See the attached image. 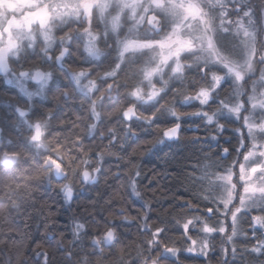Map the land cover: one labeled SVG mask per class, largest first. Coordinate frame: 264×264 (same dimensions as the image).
I'll return each instance as SVG.
<instances>
[{"label":"snow or ice","instance_id":"1","mask_svg":"<svg viewBox=\"0 0 264 264\" xmlns=\"http://www.w3.org/2000/svg\"><path fill=\"white\" fill-rule=\"evenodd\" d=\"M170 81L181 88L170 89ZM0 85L6 86L0 90L4 264H184L181 255L207 261L217 236L221 264H264V0H0ZM169 91L170 101L164 99ZM74 95L83 97L76 107L84 116L60 119ZM177 103L199 108L182 112ZM115 113L123 136L111 126ZM192 117L210 130L206 143L219 149L217 158L201 148L203 159L193 171L180 169L181 184L195 189L185 188L192 200L173 197L180 218L161 215L153 225L142 168L110 149L125 150L126 138L137 137L134 123L159 133L153 147L177 142L181 121ZM228 131L233 135L225 136ZM111 156L125 163L124 170L104 167ZM108 174L119 183L105 204H126L127 198L141 204L137 217L118 209L123 221L139 220L138 230L147 233L134 256L123 229L112 226L111 212L93 230L89 217L98 221L85 208L73 216L67 240L42 199L41 189L58 190L69 204L74 191H83L77 179L95 187L101 180L107 185ZM34 225L44 229L48 247L32 237ZM174 231L182 239L169 236ZM239 237L250 246L238 248Z\"/></svg>","mask_w":264,"mask_h":264},{"label":"trees","instance_id":"2","mask_svg":"<svg viewBox=\"0 0 264 264\" xmlns=\"http://www.w3.org/2000/svg\"><path fill=\"white\" fill-rule=\"evenodd\" d=\"M114 56L115 53L113 52ZM189 75H194V73H189ZM165 79H168L165 76ZM157 87H160L159 82H156ZM191 88V84L188 85ZM5 87L3 85L0 86ZM169 88H181L180 83L170 81ZM82 99L80 96L73 97V100L69 102L68 106L65 108L64 114L60 116V119L63 120H74L75 114H79L82 117L84 113L80 111L76 104L78 100ZM165 100L172 99V92L169 91L168 95L165 96ZM163 102V101H162ZM61 103H63V99L61 98ZM126 103V102H125ZM49 106V105H48ZM216 105H213L215 107ZM176 107L182 112H190L195 111L199 108L198 104H194L191 107L183 108L180 107V104L177 103ZM139 108V105H138ZM111 109H105V111H110ZM207 110V109H205ZM139 111L144 112L143 108H139ZM111 126L117 128L119 134L123 136V131L121 129L122 122L119 121V113H115L111 118ZM77 123H80L77 121ZM221 123H225L230 128H238L240 127L239 123H231L229 121L221 120ZM83 124H81V128H83ZM137 133V137L134 138H126L127 143H125V150L121 151L119 147H113L110 151L117 153L119 156L125 157V159H131L133 163L138 164L143 173L145 174V179L142 182V186H146L144 188L145 199L151 202L152 212L150 213V221L153 225H157L160 223L159 217L163 215L169 221L171 217L175 215L177 218H180L181 209L173 203V197H183L187 200H192V196L189 192L185 191V188H189L190 191H195V189H191L187 182L184 185L181 184V181L185 180V177L180 169H184V171L191 172L193 171L192 165H196L201 162L203 156L200 152V149H204V153H209L212 155L213 159H216V153L219 149L212 144L211 147L206 143V140L209 136V129H206L204 123L199 118H188L181 121L182 130L180 133V140L174 143H165L164 145H158L153 147L152 145L155 142V139L158 137L159 133L155 131L154 128H148L145 126H137V124L132 125ZM199 126V127H197ZM126 127V126H125ZM101 130H103V126H101ZM64 135L70 134V130L63 133ZM225 136H232V132L228 131L224 133ZM200 137V144H195L192 141L196 138ZM151 143H145V142ZM92 143L91 141H86V143ZM123 142V141H122ZM96 144H100L101 142L97 139L95 141ZM107 140L103 141L104 145H107ZM233 144L236 143L235 138L232 141ZM221 144L223 146L229 147L231 150V145L224 144L223 140H221ZM133 149L135 152L133 153ZM131 153V156L129 154ZM94 159V157H92ZM119 164L120 167L117 168L114 165ZM105 168H110L111 172H119L124 170L125 163L121 162L117 159L116 156L106 157V163L104 165ZM153 177H155L153 179ZM151 180V183H149ZM76 181L79 182L77 179ZM119 182L115 181V178L108 174L107 185L103 180H101L100 184L92 187L89 185L82 184L80 186L77 185L78 189L84 185L83 191H75V196L71 203L66 204L63 201L62 195L58 194L56 191H45L41 189L43 193L42 199L47 201L50 207V211L56 213V222L59 227L56 229L58 232H65L66 239L71 240V235L68 234V229L71 227V221L73 216L80 217L84 214L85 208L88 209L89 212L95 215V220L98 223H93L92 218L89 217L88 223L93 230L101 229L106 223L109 213H112L113 225L118 230V232L123 229V241L125 244L129 245V251L132 255H135L136 245L140 244L143 238L147 237V233H142V231L138 230L137 224L142 223L139 220H135L131 223L123 221V217L121 216L118 209L120 207H124L126 209L125 215H130L132 217H137V210L141 209V204L131 198L128 199V203H119L116 200H112L110 205L105 204V200L110 198V193L113 189L117 187ZM110 186V187H109ZM123 195V192L121 193ZM37 199H41V197H37ZM82 201V204L80 203ZM196 203L195 200L192 201ZM94 205V206H93ZM202 208L203 204L200 205ZM100 209H107L103 211L102 214H96ZM31 223V221H30ZM41 224V220H36L35 225ZM33 226L31 229L32 237L38 240L40 243L44 244L45 247H48V242L43 239L44 229L42 227L37 228ZM239 227L247 231L249 225L241 221ZM5 225L0 223V239H5L4 235ZM194 238H199L198 234L193 232L191 233ZM251 235V233H248ZM169 236L180 240L182 239V234L179 231H174L169 233ZM28 244V248L35 247L34 244L30 242H26ZM235 243L238 248L240 246L249 245L251 241L245 240L243 237H239ZM216 251L210 252L207 261L203 258L199 260H193L192 258L181 255L180 259L184 262V264H221L222 257L220 254V248L223 245V241L221 237L217 236L215 240ZM179 246V244L177 245ZM89 251H91L90 244L87 245ZM4 246L0 245V264H4L5 253ZM105 251H110L109 249H105ZM11 255V253H9ZM59 255V253H58ZM26 258L32 262L35 257L31 251H26ZM112 259H115L113 257Z\"/></svg>","mask_w":264,"mask_h":264},{"label":"flooded vegetation","instance_id":"3","mask_svg":"<svg viewBox=\"0 0 264 264\" xmlns=\"http://www.w3.org/2000/svg\"><path fill=\"white\" fill-rule=\"evenodd\" d=\"M100 47L101 48H103L104 47V45L103 44H101L100 45ZM85 67H87V65H85ZM1 86V85H0ZM6 87V86H5ZM5 87H0V90H2V89H4ZM29 87L30 88H32L33 87V82H30L29 83ZM50 96H51V93L49 94ZM74 97H75V95H74ZM82 99H83V97L82 96H80ZM55 102L54 101H52L50 104H49V107H51L52 106V104H54ZM88 143V142H87ZM225 147H227V146H225ZM54 183H61V182H54ZM75 183L78 185V186H80V185H82V183H80V182H78V181H75ZM79 189H84V185L83 186H81ZM56 192H58V190L56 191ZM74 196H75V191H74V195H73V198H74Z\"/></svg>","mask_w":264,"mask_h":264},{"label":"rangeland","instance_id":"4","mask_svg":"<svg viewBox=\"0 0 264 264\" xmlns=\"http://www.w3.org/2000/svg\"><path fill=\"white\" fill-rule=\"evenodd\" d=\"M74 66H76V65H74ZM80 203L82 204V201H80Z\"/></svg>","mask_w":264,"mask_h":264}]
</instances>
